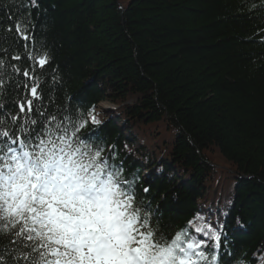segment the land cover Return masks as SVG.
<instances>
[{
  "label": "trees",
  "instance_id": "16d2710c",
  "mask_svg": "<svg viewBox=\"0 0 264 264\" xmlns=\"http://www.w3.org/2000/svg\"><path fill=\"white\" fill-rule=\"evenodd\" d=\"M32 50L48 57L34 67L49 114L115 107L80 135L115 146L154 221L217 231L218 264H262L264 0H0V57L24 69Z\"/></svg>",
  "mask_w": 264,
  "mask_h": 264
},
{
  "label": "snow or ice",
  "instance_id": "6c2138e0",
  "mask_svg": "<svg viewBox=\"0 0 264 264\" xmlns=\"http://www.w3.org/2000/svg\"><path fill=\"white\" fill-rule=\"evenodd\" d=\"M14 31L17 40H29L26 24ZM26 56L24 69L0 57V236L14 246L0 254V264H9L6 257L12 264H218L217 231L196 227L204 239L191 230L168 232L138 200L115 146L80 135L89 123L100 124L94 109L58 118L37 103L34 66L42 69L48 57L36 50ZM13 74L26 79L16 80L24 91L9 105Z\"/></svg>",
  "mask_w": 264,
  "mask_h": 264
},
{
  "label": "rangeland",
  "instance_id": "374dc122",
  "mask_svg": "<svg viewBox=\"0 0 264 264\" xmlns=\"http://www.w3.org/2000/svg\"><path fill=\"white\" fill-rule=\"evenodd\" d=\"M99 108L100 109H105V110H103V111H108V108H109V106L107 105V103H101V104H99L98 105V109L96 110L97 112H99ZM96 118L98 119V120H100V118H99V114L98 113H96ZM219 163H220V161H219ZM217 164V163H216Z\"/></svg>",
  "mask_w": 264,
  "mask_h": 264
},
{
  "label": "bare ground",
  "instance_id": "6f19581e",
  "mask_svg": "<svg viewBox=\"0 0 264 264\" xmlns=\"http://www.w3.org/2000/svg\"><path fill=\"white\" fill-rule=\"evenodd\" d=\"M143 192H145V191H144V188H143Z\"/></svg>",
  "mask_w": 264,
  "mask_h": 264
}]
</instances>
